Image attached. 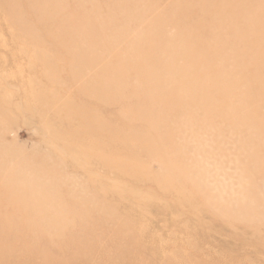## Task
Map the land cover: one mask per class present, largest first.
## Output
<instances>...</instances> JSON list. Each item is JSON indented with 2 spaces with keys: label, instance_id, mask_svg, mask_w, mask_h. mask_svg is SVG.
<instances>
[{
  "label": "rangeland",
  "instance_id": "374dc122",
  "mask_svg": "<svg viewBox=\"0 0 264 264\" xmlns=\"http://www.w3.org/2000/svg\"><path fill=\"white\" fill-rule=\"evenodd\" d=\"M0 264H264V0H0Z\"/></svg>",
  "mask_w": 264,
  "mask_h": 264
}]
</instances>
